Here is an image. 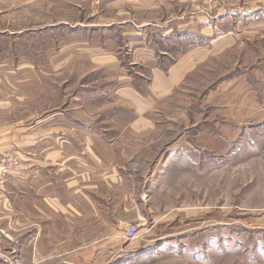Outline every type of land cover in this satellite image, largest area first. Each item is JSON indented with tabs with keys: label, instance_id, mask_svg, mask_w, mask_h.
Returning a JSON list of instances; mask_svg holds the SVG:
<instances>
[{
	"label": "rangeland",
	"instance_id": "374dc122",
	"mask_svg": "<svg viewBox=\"0 0 264 264\" xmlns=\"http://www.w3.org/2000/svg\"><path fill=\"white\" fill-rule=\"evenodd\" d=\"M5 126L0 264H264V0H0Z\"/></svg>",
	"mask_w": 264,
	"mask_h": 264
},
{
	"label": "crops",
	"instance_id": "0c3cea01",
	"mask_svg": "<svg viewBox=\"0 0 264 264\" xmlns=\"http://www.w3.org/2000/svg\"><path fill=\"white\" fill-rule=\"evenodd\" d=\"M162 75H157V77H160ZM166 78V77H164ZM164 81V80H163ZM162 80H160V82H163ZM168 83V80H166V82L164 83L163 86H165ZM167 86V85H166ZM167 90V87H166ZM12 148V130L11 129H7V127L5 126L3 129L0 130V153L2 152H6L9 151V149ZM91 154L92 157L98 156L96 157L97 162L100 163V167L97 168V170L95 168H92V170L85 165L86 167H82L85 170V178L83 180V183L86 181L85 184H81L79 187L77 185V182H75L76 180V176L72 175L68 178V196L67 198H62L59 194L56 196H52L51 197V201L50 203L52 204L49 205V198L46 197H42L43 200V206L44 204H47L48 207H51L52 211L54 214H59L62 215L63 217L70 219H74L77 218L78 216L81 217H88L89 213H91V217L93 215L94 218H103V214L104 211L102 209L101 204L102 203H98V201L93 200L92 201V207L90 206V201L87 200H83V199H78V194H81V192H83V190L85 189H98V184L96 183L98 182H104V184L108 187V188H115L114 185H112L110 183L109 185V169L107 166L103 165V162L101 163V160L99 157V155H96L94 150L91 149H86L84 150V152H79V153H75L73 155H69L68 157V161L72 160V159H76L77 155L76 154H81V155H86V154ZM53 157V158H52ZM54 156H51V160L52 162L54 161ZM102 158V157H101ZM65 161V159H64ZM59 166H61V164H59ZM84 166V165H82ZM3 166H0V169H2ZM81 167V166H80ZM36 173V174H32L31 175V181L29 179L30 174L29 173ZM90 172V173H89ZM102 172L105 173L104 177L102 175ZM19 178H20V188L23 189L25 192L27 191H32V189L34 188L33 182H37V193H41L42 190H45L46 187H48L49 183H47L46 179V169L42 168L39 164L36 165H25L24 167H22V170L19 172ZM96 173H100V179H95V177L97 176ZM36 175V176H34ZM7 177V176H6ZM83 178V177H82ZM34 179V180H33ZM90 179L93 180V184L91 183V181H89ZM104 179V180H103ZM31 182V183H30ZM3 185H5V190ZM9 186V189H8ZM12 186V185H11ZM105 186V187H106ZM10 185H8V182L6 181L5 184H0V200L2 203H6L8 201V199L10 198V195L8 193H10ZM39 195V194H38ZM40 196V195H39ZM38 196V197H39ZM41 198V196H40ZM62 200H64V202H62ZM55 204H58L59 206H61L63 208L62 211H58L57 207ZM39 205L41 206V202H39ZM45 207V206H44ZM65 214V215H64ZM142 250H139L137 252H140ZM103 264H109V263H103Z\"/></svg>",
	"mask_w": 264,
	"mask_h": 264
},
{
	"label": "built area",
	"instance_id": "2783aa9c",
	"mask_svg": "<svg viewBox=\"0 0 264 264\" xmlns=\"http://www.w3.org/2000/svg\"><path fill=\"white\" fill-rule=\"evenodd\" d=\"M136 232V227H129L126 231V238L131 240L134 239Z\"/></svg>",
	"mask_w": 264,
	"mask_h": 264
}]
</instances>
